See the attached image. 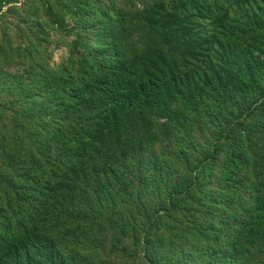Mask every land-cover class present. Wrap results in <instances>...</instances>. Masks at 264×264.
Returning <instances> with one entry per match:
<instances>
[{
  "label": "trees",
  "instance_id": "16d2710c",
  "mask_svg": "<svg viewBox=\"0 0 264 264\" xmlns=\"http://www.w3.org/2000/svg\"><path fill=\"white\" fill-rule=\"evenodd\" d=\"M198 1L99 12L93 70L2 95L0 264H264V44L216 31L193 68L229 16Z\"/></svg>",
  "mask_w": 264,
  "mask_h": 264
},
{
  "label": "rangeland",
  "instance_id": "374dc122",
  "mask_svg": "<svg viewBox=\"0 0 264 264\" xmlns=\"http://www.w3.org/2000/svg\"><path fill=\"white\" fill-rule=\"evenodd\" d=\"M147 1L20 0L5 8L0 13V108L2 95L16 91L15 84L21 79L28 81L51 72L73 75L93 70L86 59L97 47L93 41L94 17L102 11L114 13L126 5L140 10ZM224 11L229 16L222 24L215 25L210 19L193 20L192 30L208 37L205 48L194 40L193 68L216 31L221 33V41L231 38L235 46L256 38V46L264 44V0H228ZM195 205L194 198L187 199L178 203V209L193 215ZM130 257L131 250H121L109 264H126Z\"/></svg>",
  "mask_w": 264,
  "mask_h": 264
}]
</instances>
